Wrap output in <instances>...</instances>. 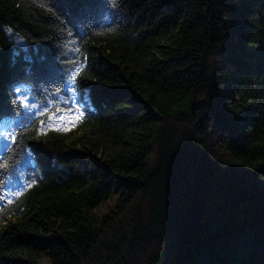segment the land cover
<instances>
[{
	"label": "trees",
	"instance_id": "obj_1",
	"mask_svg": "<svg viewBox=\"0 0 264 264\" xmlns=\"http://www.w3.org/2000/svg\"><path fill=\"white\" fill-rule=\"evenodd\" d=\"M17 85L0 264H264V0H0L5 112Z\"/></svg>",
	"mask_w": 264,
	"mask_h": 264
},
{
	"label": "snow or ice",
	"instance_id": "obj_2",
	"mask_svg": "<svg viewBox=\"0 0 264 264\" xmlns=\"http://www.w3.org/2000/svg\"><path fill=\"white\" fill-rule=\"evenodd\" d=\"M64 0H60V3L63 4ZM77 51H79L77 49ZM78 72V69H77ZM76 78V74L73 73L70 78L69 82L72 83ZM76 90L75 85L73 84L72 87L69 88L70 92H74ZM31 98L26 95V89L20 87L19 85L15 86L12 90L11 96L9 98V109L5 112L2 102H0V116L5 115H15L16 110H24L27 111L29 109H33L36 107L35 104L30 102ZM77 111V109H73L71 103L68 105V112L67 116L62 115L60 112H57L54 117L51 119L54 121L53 124L49 125L50 127H54L55 130H59L60 127L64 128L65 131L70 130L71 127H74L75 124L78 122V117L73 115L72 113ZM83 113H81L82 115ZM58 117V121L56 118ZM48 123L47 120L41 123L40 130L43 132L45 130V124ZM58 123L59 127H56ZM17 127L16 125H6L5 129L0 130V141H2L5 145L12 144L14 145L17 142ZM31 187V185H29Z\"/></svg>",
	"mask_w": 264,
	"mask_h": 264
},
{
	"label": "rangeland",
	"instance_id": "obj_3",
	"mask_svg": "<svg viewBox=\"0 0 264 264\" xmlns=\"http://www.w3.org/2000/svg\"><path fill=\"white\" fill-rule=\"evenodd\" d=\"M11 38H14V39H17L16 36H12ZM18 43V42H17ZM21 44V43H19ZM24 89H26L25 87H22ZM26 95L29 96V93L26 89ZM30 97V96H29ZM31 98V97H30ZM30 102L32 104H35L36 107L33 108V109H29L27 111H24V114H23V121L24 120H27L28 118L30 117H37L41 114L40 112V109H39V105L38 103H36L32 98L30 100ZM198 102H201V100H198ZM62 115H65L67 116L68 113H61ZM55 114L53 113H47L45 115V117H43V119L41 120V123L44 122L45 120L48 121V123L45 124V129H48V128H54V127H50L49 125L53 124L54 121L51 119L52 117H54ZM56 120L58 121V117L56 118ZM6 125H18V121L17 120H12V121H5L3 123L0 124V130H3L5 129V126ZM56 127H59L58 123L56 124ZM76 127V124L74 127H71L70 130H73L74 128ZM59 129H62L64 130V128L60 127ZM7 145H5L2 141H0V148H5ZM28 158L27 155H25V158L24 160H26ZM25 166V162L23 161L20 165L17 166V170L16 172L14 173V178L15 179H12V181L9 183V187L6 189V192H5V196L6 197H11L13 196L21 187V184L23 183L21 180H22V177H21V172H22V169L24 168ZM195 168V167H194ZM196 170V169H195ZM196 175V174H195ZM204 201H205V205L207 206L205 209L201 210L200 214H201V217H204L207 215V212L212 210L213 209V206H212V198L211 196L209 195H205L204 197Z\"/></svg>",
	"mask_w": 264,
	"mask_h": 264
}]
</instances>
